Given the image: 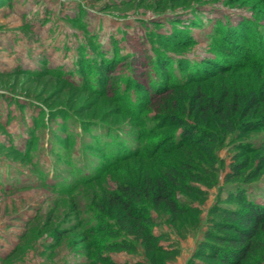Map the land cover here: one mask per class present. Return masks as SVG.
<instances>
[{
    "label": "rangeland",
    "instance_id": "1",
    "mask_svg": "<svg viewBox=\"0 0 264 264\" xmlns=\"http://www.w3.org/2000/svg\"><path fill=\"white\" fill-rule=\"evenodd\" d=\"M262 96L264 0H0V264H221L208 230L264 202Z\"/></svg>",
    "mask_w": 264,
    "mask_h": 264
},
{
    "label": "trees",
    "instance_id": "2",
    "mask_svg": "<svg viewBox=\"0 0 264 264\" xmlns=\"http://www.w3.org/2000/svg\"><path fill=\"white\" fill-rule=\"evenodd\" d=\"M202 97L203 96L200 98ZM212 100V98L201 100L200 103L207 102V105H200L201 107L203 106L202 109H208ZM263 103L264 96L260 99L253 98L251 100L252 108L263 105ZM214 106L218 112H222L221 106L218 104ZM262 158L264 159V156H262ZM247 165L248 163L245 162L242 164L241 168L244 169ZM233 168L234 171L239 170L238 166ZM251 175L252 173H249L247 177H251ZM125 192L130 194V199L124 200L123 196L119 194L113 199L121 204L128 215L135 219L137 221L136 223L139 225V223H141V218L144 219L147 215L136 213L137 207L131 203V199H134L136 194H139V191L131 190L127 187ZM235 197L243 203V206L235 209L227 208L225 213L229 216V218H227L228 220L221 219L220 221V226L222 228L232 230L234 234L209 229L206 233L205 240L199 245L196 255L212 259L221 264H249L250 261H255L254 264H261L264 262V202H258L249 198L244 190H238ZM156 198L157 201H166L170 206L175 208L173 192L162 179H159L157 183ZM145 219L146 221L149 220L148 218ZM146 221H144V223H146ZM143 227L144 226H141V229ZM149 236H153L152 231H149ZM255 256L258 257L256 260H254ZM195 264L208 263L200 260L199 262H195Z\"/></svg>",
    "mask_w": 264,
    "mask_h": 264
}]
</instances>
